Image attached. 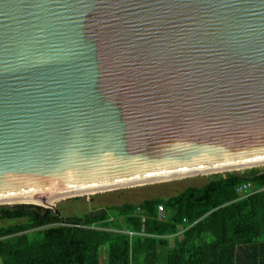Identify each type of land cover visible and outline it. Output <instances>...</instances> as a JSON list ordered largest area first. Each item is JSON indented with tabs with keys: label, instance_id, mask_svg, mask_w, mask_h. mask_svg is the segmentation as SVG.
<instances>
[{
	"label": "water",
	"instance_id": "1",
	"mask_svg": "<svg viewBox=\"0 0 264 264\" xmlns=\"http://www.w3.org/2000/svg\"><path fill=\"white\" fill-rule=\"evenodd\" d=\"M264 167V0H0V206Z\"/></svg>",
	"mask_w": 264,
	"mask_h": 264
},
{
	"label": "trees",
	"instance_id": "2",
	"mask_svg": "<svg viewBox=\"0 0 264 264\" xmlns=\"http://www.w3.org/2000/svg\"><path fill=\"white\" fill-rule=\"evenodd\" d=\"M246 182L252 192L241 198ZM104 247L108 264H264V167L82 214L0 206V264H101Z\"/></svg>",
	"mask_w": 264,
	"mask_h": 264
},
{
	"label": "rangeland",
	"instance_id": "3",
	"mask_svg": "<svg viewBox=\"0 0 264 264\" xmlns=\"http://www.w3.org/2000/svg\"><path fill=\"white\" fill-rule=\"evenodd\" d=\"M246 170H242L241 172ZM209 180L210 176H198L177 181L121 189L113 192L87 195L80 197L77 200L68 199L61 201L57 204V210H60L65 215L82 214L92 210L93 208L108 205H121L126 202L139 203L144 199L154 198L157 196L171 197L180 194L188 187H201ZM101 264H108L107 247L102 248Z\"/></svg>",
	"mask_w": 264,
	"mask_h": 264
},
{
	"label": "built area",
	"instance_id": "4",
	"mask_svg": "<svg viewBox=\"0 0 264 264\" xmlns=\"http://www.w3.org/2000/svg\"><path fill=\"white\" fill-rule=\"evenodd\" d=\"M238 195L241 197V198H244V197H247L251 194L252 192V184L250 182H246V183H243L241 185H239L236 189ZM164 207L163 206H160L159 207V219H164L165 218V214H164ZM185 231V229H182L181 230V234ZM130 235H135V232H129ZM171 241H172V245H173V242H174V237H171Z\"/></svg>",
	"mask_w": 264,
	"mask_h": 264
},
{
	"label": "bare ground",
	"instance_id": "5",
	"mask_svg": "<svg viewBox=\"0 0 264 264\" xmlns=\"http://www.w3.org/2000/svg\"><path fill=\"white\" fill-rule=\"evenodd\" d=\"M206 176H210V175H206Z\"/></svg>",
	"mask_w": 264,
	"mask_h": 264
}]
</instances>
